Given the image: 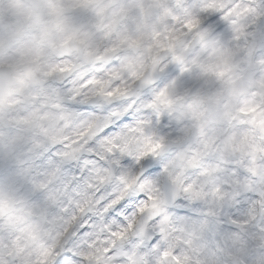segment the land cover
Wrapping results in <instances>:
<instances>
[{
	"label": "clouds",
	"instance_id": "obj_1",
	"mask_svg": "<svg viewBox=\"0 0 264 264\" xmlns=\"http://www.w3.org/2000/svg\"><path fill=\"white\" fill-rule=\"evenodd\" d=\"M0 264H264V0H0Z\"/></svg>",
	"mask_w": 264,
	"mask_h": 264
}]
</instances>
